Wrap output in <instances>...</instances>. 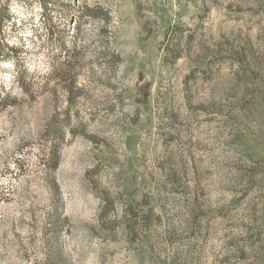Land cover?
Returning a JSON list of instances; mask_svg holds the SVG:
<instances>
[{"label":"rangeland","instance_id":"rangeland-1","mask_svg":"<svg viewBox=\"0 0 264 264\" xmlns=\"http://www.w3.org/2000/svg\"><path fill=\"white\" fill-rule=\"evenodd\" d=\"M2 3L0 264H264V0Z\"/></svg>","mask_w":264,"mask_h":264},{"label":"trees","instance_id":"trees-1","mask_svg":"<svg viewBox=\"0 0 264 264\" xmlns=\"http://www.w3.org/2000/svg\"><path fill=\"white\" fill-rule=\"evenodd\" d=\"M5 6V7H4ZM9 7L8 5L6 4H3L2 3V0H0V26H1V23L4 22V20H8L10 18L9 14ZM1 45V43H0ZM5 55V51L4 50H0V58L3 57ZM52 160H54V166H57L58 164V160H59V157L57 155V153L55 152V154L53 155L52 157Z\"/></svg>","mask_w":264,"mask_h":264}]
</instances>
